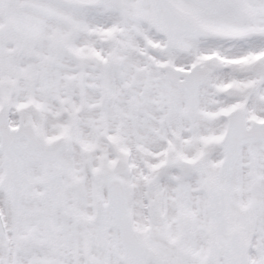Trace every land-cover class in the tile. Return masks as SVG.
<instances>
[{
	"label": "snow or ice",
	"instance_id": "1",
	"mask_svg": "<svg viewBox=\"0 0 264 264\" xmlns=\"http://www.w3.org/2000/svg\"><path fill=\"white\" fill-rule=\"evenodd\" d=\"M0 264H264V0H0Z\"/></svg>",
	"mask_w": 264,
	"mask_h": 264
}]
</instances>
